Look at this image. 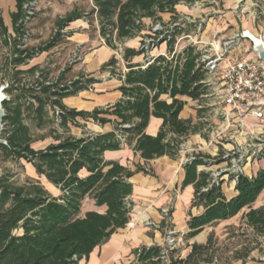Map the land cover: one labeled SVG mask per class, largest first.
Masks as SVG:
<instances>
[{
	"label": "trees",
	"instance_id": "trees-1",
	"mask_svg": "<svg viewBox=\"0 0 264 264\" xmlns=\"http://www.w3.org/2000/svg\"><path fill=\"white\" fill-rule=\"evenodd\" d=\"M31 1L15 0L16 10L10 13L14 66L24 64L35 53L54 47L62 39L60 30L84 16L73 9L55 21V31L44 45L34 49L20 48L28 16L23 4ZM181 1L191 0H92L87 13L90 17L84 18L89 24L96 22L104 43L115 49L118 47L116 41L122 43L139 36L145 28L143 18L161 21L160 14H175V6ZM191 25L182 23L174 27L171 38L166 41L168 57L174 52L176 35L188 32ZM0 33L4 37L8 34L1 16ZM142 52L139 47L122 48L125 71L115 70L118 64L115 56L101 65L99 72L108 68L111 76L122 81L118 87L121 98L105 108L75 110L62 103L64 97L99 82V78L83 74L76 79H67L68 67L51 79L45 70L34 66L27 70L37 71L38 75L32 81L22 82L23 79L18 78L16 82H7L5 92L10 98L2 103L5 108L2 137L7 140V145H0L2 159L30 163L36 174L55 186L59 194L53 196L31 177L26 176L20 183L10 169L0 171V264H79L80 260H87L95 247L107 242L117 229L129 222L132 203L128 197L132 184L128 179L135 172L144 171L140 166L130 169L118 161L105 160L103 153L118 150L134 140L133 150L144 160L163 155L176 158L180 144L190 134L200 131L198 120L179 118L184 105L179 97L198 100L206 92L201 82L205 71L195 46L188 44L170 58L158 55L145 67L131 62ZM163 94L171 101L160 98ZM49 110L57 121L58 130L53 127L47 135L55 142L34 149L31 144L35 139L26 121L30 120L36 129H41L49 124ZM152 116L162 119L155 136L144 132ZM77 117L85 121L91 119L100 125L112 122L113 130L84 131L75 137L69 133L68 123L79 126ZM125 124L129 126L123 127ZM200 164L203 160L198 158L183 163L182 186L192 184L194 187L191 206L203 207L200 214H189L187 220L188 231L183 240L189 247L188 253L181 257L177 247L165 244L140 246L132 252L134 258L129 264H212L219 246L215 233L209 232L202 243H188L189 240L206 226L230 219L243 209L246 211L241 215L242 225L237 229H249L254 239L243 251H235L233 260L245 262L254 249L261 247L258 238L264 237V202L258 207L252 205L264 189V168L251 177L239 174L235 179L236 194L226 198L221 181L212 182L208 171L197 169ZM82 170L86 172L85 176H80ZM85 198L92 199L97 207L105 206L104 212L88 210L81 214Z\"/></svg>",
	"mask_w": 264,
	"mask_h": 264
},
{
	"label": "crops",
	"instance_id": "crops-1",
	"mask_svg": "<svg viewBox=\"0 0 264 264\" xmlns=\"http://www.w3.org/2000/svg\"><path fill=\"white\" fill-rule=\"evenodd\" d=\"M0 3L5 6H8L11 3L13 6V8L10 9L7 21L0 15L2 17L3 24L6 26L7 32L9 34L7 22L11 24L12 28L10 13L16 10V2L15 0H0ZM175 9V14L169 12L161 13V22L174 21L175 19H173V16L187 15V13L183 9H180L179 4L175 6ZM142 21L145 25V28L141 31L139 36L128 39L129 44H126L125 47L138 48L137 46L140 43L139 41H141V38L147 34L151 24L154 23L149 18H143ZM89 25L90 24L87 22V20H85V18L82 16L81 18L69 22L68 25L64 28L65 32L68 33V35H66L65 37V39L68 40V44H74L75 46H81L85 43L91 44L89 45L87 50L83 52L78 62L71 67V74L67 79H74L81 74H83L85 77L99 78V82L91 84L88 89L81 90L74 95H70L62 99V103L67 108H72L75 110L91 111L94 108H105L114 104L121 98V92L119 91L118 87L121 85L122 81L115 76H111L109 74L110 72L108 68L102 72H99L101 65L108 61L112 56H115L117 58L118 48L113 49L106 44H101L98 48L91 47L93 46V44L92 41H90L88 34ZM242 29H249L254 33H258V29L260 28L259 26L254 28V22H249L247 26L245 28L243 27ZM235 31L241 30L240 28L233 27L231 33L229 34H232ZM184 35H190V37L192 38V35L189 34V32H183L182 37L180 38H183ZM197 38L198 37L196 36V39ZM198 40L207 41L210 40V38L207 36H200ZM245 44L248 43L245 42ZM179 49L174 48V52H179ZM167 54L168 52L166 43H160L150 51V55L154 57ZM246 56L253 57L251 52L247 53ZM144 60V55L140 54L138 56H134L131 59V62L143 65ZM117 65L119 67L115 68L116 71L126 69L125 63L122 59H118ZM160 98L166 100L167 102L171 101V99L166 94L161 95ZM179 98L184 102L183 108L179 113V118H191L193 122L202 118L203 110L198 109L199 106L192 107L193 105L190 102H192L193 100L191 98L186 96H181ZM76 119L78 122L81 119L87 124H90L87 121L93 122L91 123V125L95 129H93L94 131L91 132H107L113 130L112 122H107L103 125H100L95 123L91 119H88L86 121L80 117H77ZM161 125L162 119L152 116L150 117L144 132L147 135L155 136L159 131ZM68 127L69 133L75 137L81 136L84 132L83 129L75 127L70 122L68 123ZM74 129H77V131H75ZM199 132L190 134L182 143H185L187 145L197 144L202 153H206V155L209 154L210 156H212L218 150V146L214 142L209 143V139L205 140L204 138H202L199 135ZM43 135L44 136L40 139L45 141L44 145L37 148L33 146V142L31 146L34 149H42L48 144L55 142L54 139L49 135ZM133 145L134 140L131 141L130 144H123L118 150H107L103 153V158L105 160L118 161L121 165L127 166L130 169H134L135 166H140L144 169V171L135 172L128 179L132 184V192L128 199L132 203V209L135 207L136 214L132 213L133 210L131 209V217L126 226L117 229V231L110 236L107 242L95 247L88 256L87 264H120L119 258H121L123 254L132 255L134 258L132 252L140 246H151L153 244L161 245L162 233L164 231L163 226H161V221H163V218L161 217V209L165 208L167 205L170 206L168 215L169 217L171 216L172 226L175 228V231L177 233H180L181 235H184L188 231L187 220L189 219V214L197 215L203 211L202 206H191V201L194 193L193 185L188 184L186 186H182L185 175L183 162H181L180 160L182 153L179 152L176 158H171L167 155H163L150 160H144L140 157L138 152H135L133 150ZM214 168H216L215 165L211 167V169ZM260 168H264V161L252 162L250 166H247L245 175L251 177ZM34 173L35 175H37L35 170ZM85 175L86 172L82 170L80 172V176ZM39 177L43 178L54 191L58 190L43 176ZM223 178H225V180ZM223 178V180L221 179V190L226 198H230L236 194V191L234 189L235 180L226 177ZM227 179H229V181H227ZM44 187L47 189L46 185ZM54 191L49 192L53 196H57L55 195ZM263 202L264 189L258 195L252 206L258 207L262 205ZM90 203L91 206L85 211L94 210L98 212H104L105 206H95L92 199H90ZM244 211H246V209H243L241 212L243 213ZM149 220L151 222H149ZM203 230L195 237L191 238V241L189 240L190 243L204 242L205 240H196V238L203 232ZM133 258L127 261L125 264H129L133 260ZM232 264H264V261L257 260L251 257L245 262H235Z\"/></svg>",
	"mask_w": 264,
	"mask_h": 264
},
{
	"label": "rangeland",
	"instance_id": "rangeland-1",
	"mask_svg": "<svg viewBox=\"0 0 264 264\" xmlns=\"http://www.w3.org/2000/svg\"><path fill=\"white\" fill-rule=\"evenodd\" d=\"M31 4L32 6L29 10L28 8ZM30 5L27 8L29 17L24 22L26 32L21 39L19 47L34 49L37 46H42L47 42L54 32L55 21L59 17L64 16L67 12L75 9L80 13H83L84 16L90 17L87 15V13L92 7V0H32ZM179 5L180 9H183L187 13L186 16L194 19V24L189 27L190 29L188 31L189 34L192 35V38H180L182 37V34H177L174 48L179 49L184 45L192 44L193 41H197L200 36L209 37L210 40L207 41H211L213 38L217 40L225 39L230 35L229 33H231L233 27L243 30L242 28H245L249 22H254V28L258 26L260 28L258 29L259 32L255 34H261L264 36V1L262 0H191L181 1ZM12 8L13 6L11 3L8 6L0 3V15L6 21L9 17L10 9ZM7 25L9 34L4 37L0 33V85L10 82L11 80L16 82L18 78L32 81L34 77H36L37 71L28 72L27 70L34 66H37L38 69L45 70L47 72V76L51 79H55L58 76V72L62 68L68 67L65 77H69L71 74V67L78 61H72L71 49L73 50L75 45L68 44V40L65 39L68 33L64 32L65 34L62 35V39L49 51L36 53L31 59L26 60L24 64L14 66L13 62L11 61L13 32L11 24L7 22ZM88 34L90 41H92L93 44L91 47L98 48L101 44H105L104 40H102L98 33L96 22L88 26ZM196 36L198 37L197 39ZM128 41V39L124 40L122 43L116 41L118 46V59H121L122 48L125 47L126 44H129ZM89 45L91 44L85 43L84 45L82 44L79 46V57L82 56L83 52L87 50ZM137 47H139V45ZM182 49L183 48L179 49V51ZM251 53L252 55L255 54L252 50ZM118 67L119 66L117 65L116 68ZM190 103L193 105L192 107L203 105L202 108H198L203 110L202 118L197 122L200 125L199 135L205 140L210 139L212 127H215L216 124H218V112L221 106L216 104L212 97H202L201 100H193ZM48 115L49 124L41 129H36L34 127V123L30 120L26 121L31 128L33 138L35 139L33 143L34 147L38 148L44 145L45 141L40 139V135L48 134L49 130H51L53 127L57 128L58 130L57 121L55 120L51 111ZM87 122L90 124H87L80 119V125L74 126L87 132L94 131L93 129L95 128L91 125L93 122ZM74 130L77 131V129ZM220 142L223 145L225 144V146L216 144L218 146L216 153H218L223 147H229L227 142L223 139L220 140ZM194 146L196 147L198 145L196 144ZM203 154L206 155V153ZM185 155L186 153L181 154V162L183 161L182 157L184 158ZM216 163L217 162H214L213 164ZM4 168L13 171L15 174L14 179L17 182H23L25 177L28 176L39 181L42 185H46L47 189H49L48 191H54L43 178L35 175L33 167L30 163H27L24 160H20L19 162L11 160L4 161L0 152V171ZM223 179L225 180V178ZM227 181H229V179H227ZM54 193L55 195H58L59 190L54 191ZM90 206V199H84L81 206V214ZM165 208L170 210V206L168 205ZM132 210V213L136 214L135 207ZM241 215L242 212H239L229 220L217 222L213 225L207 226L196 238V240L204 241L209 232L213 231L215 233L219 246L216 252V259L212 264H224L225 262H230V264H232L235 262H241V260H233L235 251H243V248L250 245L252 243L251 241L254 239L249 229L244 227H241L240 230L237 229L242 225ZM149 222L151 221L149 220ZM163 230L161 245H169L170 241H172L171 244L177 247L181 257H184L188 253L189 247L183 240V235L175 231V228L172 226L171 216L169 217V215L165 218ZM242 231L243 234H241ZM190 241L188 243H190ZM258 241L261 247L254 249L249 254L247 259L252 257L254 259L264 261V237L258 238ZM132 258V255L123 254L121 258H119V262L120 264H125ZM79 264H87V260L82 259L80 260Z\"/></svg>",
	"mask_w": 264,
	"mask_h": 264
},
{
	"label": "built area",
	"instance_id": "built-area-1",
	"mask_svg": "<svg viewBox=\"0 0 264 264\" xmlns=\"http://www.w3.org/2000/svg\"><path fill=\"white\" fill-rule=\"evenodd\" d=\"M30 3L23 4L26 10ZM31 6L32 4L29 10ZM27 14L26 19L29 17L28 10ZM182 23L194 24V19L178 15L174 21H156L151 24L149 31L141 38L139 44L145 59L142 67L147 66L156 57L150 55L151 49L169 40L174 27ZM60 32L62 35L65 34L64 29ZM183 38L191 37L184 35ZM191 45L198 51L199 62L205 71V78L201 82L206 92L198 100L202 97H212L215 103L221 106L218 112L219 122L211 129L209 143L223 145L220 142L223 139L229 147H223L218 153L209 157L201 153L198 146L181 143L179 152L186 153L184 158L182 157V162H190L196 158L202 159L203 164L198 165L197 169L208 171L211 181L216 184L223 177L235 180L239 174L245 175L247 166H250L252 162L264 161V62L255 54L253 57L246 56L251 52V47L249 41L241 36V31H235L222 40L215 38L211 41L197 40ZM78 53L79 46H75L71 55L73 62L80 59ZM173 53L169 57L164 56L170 58ZM24 81L27 80H22ZM202 106L199 105V108ZM58 111L55 107V112L58 113ZM214 162L217 163L213 164ZM214 165L216 168L211 169ZM168 214V208L161 209L163 219L168 217ZM171 242L167 246L175 247Z\"/></svg>",
	"mask_w": 264,
	"mask_h": 264
},
{
	"label": "water",
	"instance_id": "water-1",
	"mask_svg": "<svg viewBox=\"0 0 264 264\" xmlns=\"http://www.w3.org/2000/svg\"><path fill=\"white\" fill-rule=\"evenodd\" d=\"M241 36L248 40L251 50L255 53L256 57L264 62V38L261 34H255L249 29L241 30ZM8 87V83L0 85V145H7V140L2 137L3 130V117L5 115V108L3 107V101L8 100L10 96L5 92Z\"/></svg>",
	"mask_w": 264,
	"mask_h": 264
}]
</instances>
